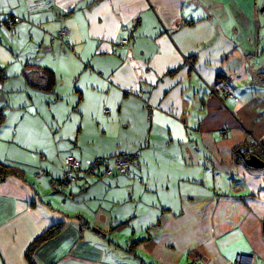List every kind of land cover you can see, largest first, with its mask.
<instances>
[{"label": "crops", "instance_id": "crops-1", "mask_svg": "<svg viewBox=\"0 0 264 264\" xmlns=\"http://www.w3.org/2000/svg\"><path fill=\"white\" fill-rule=\"evenodd\" d=\"M263 8L0 0L20 18L0 27V163L23 170L0 180V264L60 222L38 264H264V166L239 152L264 161ZM221 72L233 97L212 93ZM121 152L137 157L104 175ZM67 155L106 162L64 188Z\"/></svg>", "mask_w": 264, "mask_h": 264}, {"label": "built area", "instance_id": "built-area-1", "mask_svg": "<svg viewBox=\"0 0 264 264\" xmlns=\"http://www.w3.org/2000/svg\"><path fill=\"white\" fill-rule=\"evenodd\" d=\"M19 20L20 18L17 16H8L3 18L0 15V27L11 26ZM66 33V29L61 31V35H65ZM126 43L127 41H123L122 44ZM232 79V75L221 72V77L212 86V93L216 96L224 94L233 97L234 93L232 92L229 85V81ZM136 157L137 154L127 152L116 155L113 159L112 165L104 169V175L111 176L117 171L119 172L128 170ZM104 161L105 160L103 158H99L91 162L88 166L84 167L82 160L79 158L73 155L66 156L63 160L64 175L60 179V185L62 187H69L77 180L78 177L83 179L92 178L97 174L98 168L104 164ZM43 174L44 172L40 171L36 175L40 177ZM228 264H254V256L252 254L238 253L232 260L229 261Z\"/></svg>", "mask_w": 264, "mask_h": 264}, {"label": "trees", "instance_id": "trees-1", "mask_svg": "<svg viewBox=\"0 0 264 264\" xmlns=\"http://www.w3.org/2000/svg\"><path fill=\"white\" fill-rule=\"evenodd\" d=\"M8 17V16H7ZM14 17V16H13ZM18 17V16H17ZM20 21V20H19ZM18 22V21H17ZM16 22V23H17ZM14 23V24H16ZM13 24V25H14ZM13 25L8 26V28H11ZM61 35V34H60ZM47 70V69H46ZM48 71V70H47ZM44 71V79L46 81V85L47 86L49 83H52V85L55 83V81L53 82L54 78L53 75L50 72ZM1 78L5 79L6 75L4 73H1ZM51 85V87H52ZM123 153V152H121ZM129 153V152H127ZM120 154V153H118ZM116 154V155H118ZM135 154V153H132ZM115 155V156H116ZM68 156V155H67ZM112 158V161L114 159V157ZM66 157V156H65ZM78 158V157H77ZM99 159V158H98ZM104 159V158H103ZM64 160V159H63ZM105 160V159H104ZM106 161H104L105 163ZM23 170L19 167L16 166H12V165H7V164H3L0 163V180H4L8 175H17V176H22V172ZM44 172V171H43ZM45 173V172H44ZM63 175H64V170H63ZM62 175V177H63ZM61 177V178H62ZM60 178V179H61ZM60 179H59V184H60ZM83 179V178H82ZM77 181V180H76ZM75 181V182H76ZM72 186V185H71ZM70 187V186H69ZM64 188H68V187H64ZM65 222H60L57 223L55 225H52L51 227H49L47 230H45L41 235H39L34 241L33 243L28 247L27 251H26V257L27 260L29 262V264H38L37 259H36V253L37 250H39V248L44 245L45 243H47L48 241L54 239L55 237H57L59 234H61L64 226H65Z\"/></svg>", "mask_w": 264, "mask_h": 264}, {"label": "water", "instance_id": "water-1", "mask_svg": "<svg viewBox=\"0 0 264 264\" xmlns=\"http://www.w3.org/2000/svg\"><path fill=\"white\" fill-rule=\"evenodd\" d=\"M246 151L247 149L244 147H241L239 149L241 156L245 159V162L249 166H252V167H263L264 166V161H262L257 155L250 154L249 157H247Z\"/></svg>", "mask_w": 264, "mask_h": 264}, {"label": "rangeland", "instance_id": "rangeland-1", "mask_svg": "<svg viewBox=\"0 0 264 264\" xmlns=\"http://www.w3.org/2000/svg\"><path fill=\"white\" fill-rule=\"evenodd\" d=\"M83 163V162H82ZM80 178L78 177L77 180H79Z\"/></svg>", "mask_w": 264, "mask_h": 264}]
</instances>
